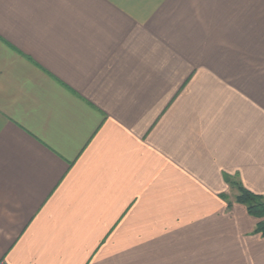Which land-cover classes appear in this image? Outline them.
<instances>
[{
    "label": "crops",
    "instance_id": "1",
    "mask_svg": "<svg viewBox=\"0 0 264 264\" xmlns=\"http://www.w3.org/2000/svg\"><path fill=\"white\" fill-rule=\"evenodd\" d=\"M231 181L264 196V0H0V263L264 264Z\"/></svg>",
    "mask_w": 264,
    "mask_h": 264
},
{
    "label": "trees",
    "instance_id": "2",
    "mask_svg": "<svg viewBox=\"0 0 264 264\" xmlns=\"http://www.w3.org/2000/svg\"><path fill=\"white\" fill-rule=\"evenodd\" d=\"M230 183L237 190L234 202L243 205L247 214L258 220L254 233L264 236V196L250 192L237 181Z\"/></svg>",
    "mask_w": 264,
    "mask_h": 264
},
{
    "label": "built area",
    "instance_id": "3",
    "mask_svg": "<svg viewBox=\"0 0 264 264\" xmlns=\"http://www.w3.org/2000/svg\"><path fill=\"white\" fill-rule=\"evenodd\" d=\"M0 264H4V263H0Z\"/></svg>",
    "mask_w": 264,
    "mask_h": 264
}]
</instances>
